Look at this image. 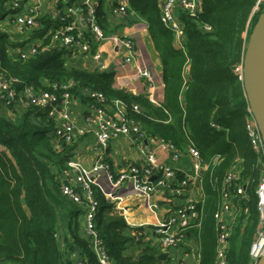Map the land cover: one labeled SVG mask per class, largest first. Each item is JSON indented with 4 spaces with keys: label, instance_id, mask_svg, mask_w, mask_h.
<instances>
[{
    "label": "trees",
    "instance_id": "trees-1",
    "mask_svg": "<svg viewBox=\"0 0 264 264\" xmlns=\"http://www.w3.org/2000/svg\"><path fill=\"white\" fill-rule=\"evenodd\" d=\"M160 1L129 0L130 12L147 25L159 55L164 86L159 107L148 97L113 89V72L67 66V51L50 46L49 32L61 26L51 16L40 19L31 30L28 42L39 40L40 53L26 60L6 54L14 45L0 31L1 70L6 77L20 81L17 90L29 85L37 91H52V85L72 80L77 83L70 90L73 96L81 91L98 92L106 105L112 100L125 103L128 116L146 137L161 139L181 151L195 147L201 163L208 167L200 177L201 199L196 204L199 226L185 231V238L195 241L198 264H216L214 215L227 192L235 215L228 264H251L249 248L258 223L255 190L259 172L245 132L247 101L233 69L244 52L242 34L247 29L248 37L257 17H251L257 0H200L196 17L180 13L184 50L174 46L172 34L160 21ZM4 5L0 0V22ZM103 5L104 0H96L97 21L104 31ZM203 24L211 31H203ZM89 103L99 105L92 100ZM133 105L141 113L133 112ZM5 110L0 104V149H4L0 150V264H72L71 252H78L88 264H98L89 242L79 234L81 209L60 193L51 173L52 166L65 165L73 146L59 143L60 149L55 150L52 140L57 124L48 118V110L26 107L13 119ZM236 163L240 180L227 185L226 175ZM182 180L184 176L177 173L174 182ZM245 181V199L234 196L236 187ZM94 190L98 203L95 228L112 264H161L156 260L159 249L146 241L145 235H151L153 228L129 229L124 217ZM132 249L138 254L131 253Z\"/></svg>",
    "mask_w": 264,
    "mask_h": 264
},
{
    "label": "built area",
    "instance_id": "built-area-1",
    "mask_svg": "<svg viewBox=\"0 0 264 264\" xmlns=\"http://www.w3.org/2000/svg\"><path fill=\"white\" fill-rule=\"evenodd\" d=\"M40 4H31L25 0H8V9L14 11V24L19 30L35 29L42 13ZM54 5L51 15L53 21H59L61 26L49 32L50 46L58 44L60 48L67 51L69 58L83 57L85 60L93 59L97 61V56H92L90 50L92 45L100 46L108 40H113L117 50L122 51L123 61L132 62L135 60V43L129 37L107 36L101 29L97 21L96 0H83L80 4L70 3V0H49ZM115 15H125L130 12L129 0H114ZM264 9V0H257L252 10L251 17L259 14ZM200 10V0H161L160 1V21L163 26L172 34L173 43L179 50H184L185 34L182 21L179 19L180 13H185L189 17H196ZM203 31L210 32L208 25H201ZM244 49L246 46L247 29L243 32ZM40 41L35 45H30L27 49L21 50L18 57L26 60L40 53ZM49 46V47H50ZM244 53V52H243ZM98 70L104 71L99 64ZM186 67L184 75L187 73ZM233 74L237 80L243 83V55L238 64L233 69ZM141 78L145 79L150 90L155 89L154 80L149 71H141ZM21 84L17 78L6 77L0 65V104L4 108H11L18 103L25 107H35L40 110H48V118L57 122L53 135V146L55 150L60 149L59 143L72 144L75 135H83L84 129L79 128L71 119V107L73 95L70 90L77 87V83L70 80L67 83L51 86L52 91H37L29 85H24L21 90H17V85ZM90 100L99 105L89 106V112L85 121L93 126V133L96 143L104 152L111 140L129 137L132 142L143 146L148 139L156 140L159 147L166 151L172 162H177L183 153H186L196 160L193 166V175L190 179L182 180L177 187H174V195L181 196L183 189L187 188L188 183L192 182L194 187L199 189L200 171L206 170L208 166H203L200 161L198 151L195 147H188L185 151L178 150L172 144L161 139L146 137L137 122L128 116L127 106L120 100H112L110 106L117 109L120 115L116 118L109 117L105 112L106 100L98 92L84 91ZM150 102L159 107L152 96ZM135 113H141L137 105L132 106ZM218 129V127L211 125ZM245 132L249 146L256 155V168L259 172L258 183L255 190L257 200L258 223L253 241L249 248V258L251 264H256L264 254V143L257 126V123L246 105L245 109ZM146 150L142 162L128 164L120 173L114 175L111 172L109 163L104 160V153L96 159L92 167L84 169L78 162L70 160L65 168L54 170L52 176L58 183L60 193L70 202L77 205L82 211L84 238L89 242V248L98 264H112L106 252L104 242L96 231V214L98 203L95 196L94 180L100 176L120 186L124 182H130L134 191L142 195H151L158 188L175 186L177 172L169 166L158 162L154 152L144 145ZM218 158L214 159V164ZM240 167L236 163L231 169L224 182L228 185L233 181H239ZM154 178L153 181L151 179ZM247 181L242 182L236 187L234 196L245 199V188ZM201 198V197H200ZM227 192L222 194V204L215 213L216 231V264H228L227 249L229 238L232 234L235 215L232 211V203ZM196 202L190 199L183 209H179L169 217L168 221L150 231L151 235L147 240L154 246H159L163 250L176 249L186 241L185 229L188 227L190 217L198 218ZM176 225L174 231L169 232L167 226ZM199 226V219L193 227ZM70 259L72 264H88L78 252H71Z\"/></svg>",
    "mask_w": 264,
    "mask_h": 264
},
{
    "label": "crops",
    "instance_id": "crops-1",
    "mask_svg": "<svg viewBox=\"0 0 264 264\" xmlns=\"http://www.w3.org/2000/svg\"><path fill=\"white\" fill-rule=\"evenodd\" d=\"M25 1L31 4H40V0ZM82 1L75 0L73 4H80ZM4 4V15L1 18L0 31L8 36L10 45H14L6 49V54L14 59L21 50L27 49L30 45H35L38 40L28 42L31 30L17 29L14 24L15 13L8 9V0H4ZM114 7V0H104L103 9L106 11L105 20L102 22L104 32L107 36L131 38L135 43V60L124 62L122 51L115 48L113 40H108L100 46L92 45L90 54L98 57L96 62L92 58L85 60L83 57H66V65L86 71H93L98 70V61H101L103 70L112 67V72L114 73L113 89L134 96L142 95L149 99L152 96L161 104L164 97V86L162 83L161 66L156 63V60L158 59L160 62V59L148 34L147 25L131 12L125 15H115L113 13ZM40 10L42 13L41 19H47V17L52 15L54 5L49 0H42ZM53 46L60 47L58 44H53ZM141 71H149L151 73L155 84L154 90H150L147 81L141 78ZM89 100L88 95L84 91L73 96L70 116L75 125L84 129L85 133L83 135H75L74 141L71 144L73 150L68 161H76L84 169L88 170L92 167L98 156L104 153V160L109 163L111 172L116 175L128 164L142 162L146 154L144 145L146 146L147 144L149 149L156 155L159 163L169 166L178 174L180 173L184 176V179H190L193 175V166L196 160L190 155L183 153L177 162H172L169 154L159 147V143L156 140L148 139L143 146H139L133 143L131 138L122 137L111 140L103 152L96 143L93 126L87 124L85 121L86 115L89 112ZM15 107L20 110L26 108L22 103L16 104ZM104 110L112 118L120 115L117 109L109 105ZM67 162H65L63 167L58 165L52 166L51 173L54 170L65 168ZM93 184L94 188L113 206V211L124 217L126 226L131 230L137 228H145L146 230L164 224L177 210L183 209L190 199H194L196 203H199L201 199L200 189L194 187L192 182H189L187 188L183 189L181 196L174 195V187L178 186V183L175 182V186L158 188L151 195L136 193L130 182H124L120 186H115L103 175L94 180ZM79 218V234L84 235L82 215ZM197 221L198 218L190 217L185 231L191 229ZM175 228L176 225L167 226L169 232L174 231ZM155 247L159 249V253H167L166 259L160 261L161 264H176L175 261L180 258L182 260H180L179 264L199 263L197 245L194 240H186L183 245L171 250H163L158 245Z\"/></svg>",
    "mask_w": 264,
    "mask_h": 264
},
{
    "label": "water",
    "instance_id": "water-1",
    "mask_svg": "<svg viewBox=\"0 0 264 264\" xmlns=\"http://www.w3.org/2000/svg\"><path fill=\"white\" fill-rule=\"evenodd\" d=\"M101 64V61H98ZM156 63L160 62L157 59ZM99 67V65H98ZM112 72V67L106 69ZM243 92L264 143V10L252 24L243 53ZM147 96V95H146ZM64 145V142H62ZM203 170L200 171L202 176ZM154 178L151 179V181ZM167 253H160L156 260L163 261ZM256 264H264V254Z\"/></svg>",
    "mask_w": 264,
    "mask_h": 264
},
{
    "label": "rangeland",
    "instance_id": "rangeland-1",
    "mask_svg": "<svg viewBox=\"0 0 264 264\" xmlns=\"http://www.w3.org/2000/svg\"><path fill=\"white\" fill-rule=\"evenodd\" d=\"M0 47H2V42H1V40H0ZM16 105H14L13 107H11V108H4L3 107V109L5 110V115L6 116H8L10 119H13L14 118V114H16V112H19L20 111V109H18L17 107H15ZM14 109V110H13ZM13 110V111H12ZM1 151L2 150H4L3 148L2 149H0ZM131 253H135V254H137V250H131ZM180 260H182V258H180V259H177L176 261H175V263L177 264H179L180 263Z\"/></svg>",
    "mask_w": 264,
    "mask_h": 264
}]
</instances>
